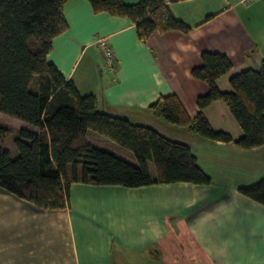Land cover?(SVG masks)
<instances>
[{"label": "crops", "instance_id": "0c3cea01", "mask_svg": "<svg viewBox=\"0 0 264 264\" xmlns=\"http://www.w3.org/2000/svg\"><path fill=\"white\" fill-rule=\"evenodd\" d=\"M166 4L190 30L155 31L142 42L129 19L94 13L87 0H69L63 9L68 30L54 38L47 58L80 95H95L100 112L160 132L161 123L148 107L160 96L176 95L194 119L198 97L209 91L206 82L191 74L202 53L230 60V70L216 81L222 92L231 90V76L264 62V0ZM98 39L112 51L113 71ZM203 114L212 130L228 133L234 141L242 136L222 101L211 103ZM25 124L22 128L37 131ZM171 130L180 136L170 139L189 146L210 184L126 188L73 182L69 207L61 211H42L0 189V264H264V206L228 180V170L260 168L264 147L244 150L234 142ZM86 138L137 166L133 154L110 139L94 131ZM148 170L154 178L152 163Z\"/></svg>", "mask_w": 264, "mask_h": 264}, {"label": "trees", "instance_id": "16d2710c", "mask_svg": "<svg viewBox=\"0 0 264 264\" xmlns=\"http://www.w3.org/2000/svg\"><path fill=\"white\" fill-rule=\"evenodd\" d=\"M69 0H0V113L37 128H20L13 139L17 157L2 148L7 128L0 126V189L42 211L69 207L73 182L97 186L138 188L178 182L208 185L211 179L198 166L188 145L172 140L152 127L132 124L97 108L95 95H80L48 60L53 40L68 30L63 9ZM94 13L129 19L145 42L153 32H188L166 0H87ZM226 55L204 52L191 74L208 84L197 99L199 109L190 119L176 95L160 96L148 110L164 122L212 142L232 143L244 150L264 147V62L256 70L241 71L222 92L217 80L231 68ZM222 101L241 128L234 141L214 131L203 110ZM94 131L129 150L137 166L106 152L86 138ZM155 177L151 178L148 164ZM245 197L264 206V178L238 187Z\"/></svg>", "mask_w": 264, "mask_h": 264}, {"label": "rangeland", "instance_id": "374dc122", "mask_svg": "<svg viewBox=\"0 0 264 264\" xmlns=\"http://www.w3.org/2000/svg\"><path fill=\"white\" fill-rule=\"evenodd\" d=\"M158 120L161 123V125L158 124L159 128H160V132L162 134H164V136H167L169 138H179L178 136H180L179 135L180 133L176 132L175 130H171V129H184V128L168 124L161 119H158ZM24 125H26L24 122H22L16 118H13L11 116L0 113V126L7 128L9 131V133H7L4 136L3 142H2L3 144L1 145V147L7 149L10 152L11 158L17 157V152H16V148L13 144V139L15 138V136L17 134V130L22 128ZM183 131H185V130H183ZM188 133H190L192 135H196L195 133H192V132H188ZM98 135H100V134H98ZM100 136L104 137L102 135H100ZM106 139H108V138H106ZM180 139H183V137H180ZM113 143H115V142H113ZM118 147H120V146L118 145ZM121 148H123V147H121ZM123 149H125V148H123ZM228 173H229L228 180H229L230 184L240 185V186L251 185V184H254L255 182H258L259 180L264 178V163L258 169L257 168H255V169L236 168L232 172H230L228 170Z\"/></svg>", "mask_w": 264, "mask_h": 264}, {"label": "built area", "instance_id": "2783aa9c", "mask_svg": "<svg viewBox=\"0 0 264 264\" xmlns=\"http://www.w3.org/2000/svg\"><path fill=\"white\" fill-rule=\"evenodd\" d=\"M256 1L258 0H240V3L244 5H249ZM97 45L99 46V48L101 49L104 55L105 63L107 67L109 68L110 71H113L115 69V62H114L112 51L109 49L108 44L104 40L98 39Z\"/></svg>", "mask_w": 264, "mask_h": 264}]
</instances>
